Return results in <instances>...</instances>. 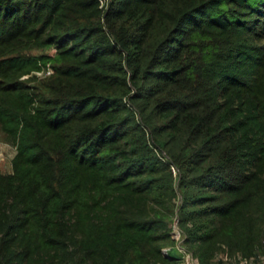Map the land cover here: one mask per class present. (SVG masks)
I'll return each instance as SVG.
<instances>
[{"label": "trees", "instance_id": "16d2710c", "mask_svg": "<svg viewBox=\"0 0 264 264\" xmlns=\"http://www.w3.org/2000/svg\"><path fill=\"white\" fill-rule=\"evenodd\" d=\"M0 134V264L264 255V0H0Z\"/></svg>", "mask_w": 264, "mask_h": 264}, {"label": "built area", "instance_id": "2783aa9c", "mask_svg": "<svg viewBox=\"0 0 264 264\" xmlns=\"http://www.w3.org/2000/svg\"><path fill=\"white\" fill-rule=\"evenodd\" d=\"M106 2H107V0H97V7L98 8H104L106 5ZM42 71H44V73L47 75L49 74V69L47 67ZM4 145L6 146L5 143H4ZM170 237L174 241L173 249L181 258L180 264H197L196 259L193 258L191 256V254L189 252H187L186 250H184L183 247L180 245L181 235H180V232L176 226L175 220H173V222L171 224ZM167 250H168V248H163L161 250L162 254L166 255ZM217 259L219 261H217V262L215 261L214 264H249V263L253 262V260H255L252 258L241 259L237 256L235 258H228L224 255L217 256ZM256 260H261L264 262V255L257 256Z\"/></svg>", "mask_w": 264, "mask_h": 264}, {"label": "rangeland", "instance_id": "374dc122", "mask_svg": "<svg viewBox=\"0 0 264 264\" xmlns=\"http://www.w3.org/2000/svg\"><path fill=\"white\" fill-rule=\"evenodd\" d=\"M39 52L51 54L52 49L51 48L41 49V50L31 49L27 51L26 53L36 54ZM46 75L47 74H45L44 71H39V72L31 73L27 77L28 78L35 77L36 79H41L43 77H46ZM30 81L33 82V80H30ZM4 143L5 142L2 140V136L0 134V172L6 173L10 170V158H11L13 148L7 143H5L6 144L5 146ZM175 254L177 253L175 252Z\"/></svg>", "mask_w": 264, "mask_h": 264}, {"label": "crops", "instance_id": "0c3cea01", "mask_svg": "<svg viewBox=\"0 0 264 264\" xmlns=\"http://www.w3.org/2000/svg\"><path fill=\"white\" fill-rule=\"evenodd\" d=\"M12 154H13V150H12ZM12 154H11V156H12ZM249 264H264V262L263 261H261V260H253V262H251V263H249Z\"/></svg>", "mask_w": 264, "mask_h": 264}]
</instances>
